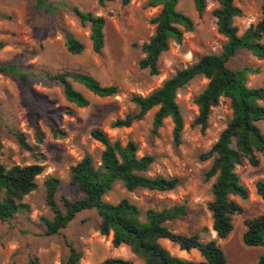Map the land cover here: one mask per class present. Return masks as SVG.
Masks as SVG:
<instances>
[{
    "label": "rangeland",
    "instance_id": "rangeland-1",
    "mask_svg": "<svg viewBox=\"0 0 264 264\" xmlns=\"http://www.w3.org/2000/svg\"><path fill=\"white\" fill-rule=\"evenodd\" d=\"M149 1L132 0L124 5L122 0H112L100 6L97 0H46L47 6L54 8L47 12L36 8V0H0V63L17 64L24 73L23 78L0 73V162L8 167L37 162L31 152L21 148L13 130L24 132L29 143L38 145L47 157L43 163L45 171L37 179L38 188L23 199L29 208L9 220L0 219V264H28L31 259H37L38 264H60L68 258L71 248L82 253L80 264H96L108 257L145 264L127 245L114 246L113 233H100L101 218L94 208L80 211L60 233L45 234L42 217L52 219L54 212L47 203L44 181L49 176L60 178L56 199L61 209H64L63 198L76 200L85 196L72 182L71 168L86 154L96 162L100 161L104 146L92 138L94 128L103 129L112 140L119 139L123 144L135 141L139 145V157L152 155L154 162L143 174L180 179V184L169 191L145 188L129 191L117 182L104 196L106 201L118 203L128 198L143 212L184 204L189 214L168 222V225L177 233H198L203 241L216 240L226 254L227 264H256L264 252V246L250 247L243 241L246 220L264 212V200L256 191V183L264 180V153L260 155L258 166L245 161L236 168L249 196L246 199L233 197L244 209L243 213L233 216V231L221 239L213 230L208 203L213 199L215 178L206 179L212 159L204 160L201 155L217 141L231 120L233 110L230 100L221 98L212 108L205 130L193 125L199 113L195 99L208 84L205 76L195 77L178 91L177 101L184 118L180 143L175 140L174 123L170 118L154 131L157 108L131 127H111L116 118L136 110L132 101L134 95L146 96L204 54L221 52L227 40L218 31L214 15L219 6L217 0H208L202 15L195 9L193 0H180L178 9L193 18L195 29L185 34L182 43L171 42L169 50L160 57V73L151 75L148 69L139 65L145 57L141 46L154 34L155 25L151 20L160 12L161 6L152 7ZM235 3L242 9V14L234 19V23L243 34L262 18L264 0H235ZM74 7L106 19L102 53L93 51L90 26L81 23ZM66 30L85 44L82 53L68 51ZM228 65L233 69L245 66L257 69V73L248 75V85L264 86V59L242 50ZM62 72L91 74L103 85H117L119 92L110 97H99L82 84L73 82V86L90 100L89 106L79 108L65 98L61 84L50 79L51 75ZM67 110H73L74 115H69ZM50 122L63 129L66 135L55 137ZM35 124L45 132L40 144L35 139ZM258 124L264 132V121ZM161 242L177 256L203 259L196 249L187 252L167 239Z\"/></svg>",
    "mask_w": 264,
    "mask_h": 264
},
{
    "label": "trees",
    "instance_id": "trees-1",
    "mask_svg": "<svg viewBox=\"0 0 264 264\" xmlns=\"http://www.w3.org/2000/svg\"><path fill=\"white\" fill-rule=\"evenodd\" d=\"M112 0H97L104 6ZM132 0H122L128 5ZM180 0H150L152 7L161 6L160 12L152 18L155 32L141 49L145 57L139 65L148 69L151 75L160 73L159 60L169 50L172 41L182 43L187 32L195 29L191 16L178 9ZM219 6L214 10L218 31L226 37L221 52L201 56L195 63L178 70L173 76L146 96L134 95L132 101L136 110L124 117L116 118L111 127L114 129L131 127L142 120L152 109L157 108L154 115V131H157L164 120L170 118L174 123V137L181 142L184 129V118L177 101L178 91L192 79L203 75L208 84L195 99L199 113L193 125L202 130L208 127L212 108L217 106L221 98L230 100L233 110L232 118L220 133L212 147L201 155L204 160L212 159L206 172V179L215 178L212 185L213 199L208 209L213 218V230L218 238L225 239L234 229L233 216L243 213V207L234 200V196L248 198L249 191L241 182L236 170L238 165L248 161L253 166L260 164V155L264 153V132L259 126L264 121V86L248 85V75L258 70L250 66L240 69L229 67V62L240 51L248 50L258 59H264V3L262 18L257 24L250 26L243 34L235 25L234 19L242 14V9L235 0H217ZM195 9L202 15L207 8L208 0H193ZM36 8L52 12L54 8L47 6L46 0H36ZM79 20L90 26V40L95 53H102L105 47L106 19L92 12H85L78 7L73 8ZM66 47L72 54H80L85 44L66 30ZM0 73H8L17 77L24 76L22 70L14 63H0ZM50 79L61 84L65 98L79 108L89 106L90 100L74 86L78 82L99 97H110L119 92L117 85H103L93 75L82 72H62L51 75ZM74 115L73 110H67ZM55 137H64L66 132L50 122ZM35 139L42 143L45 132L35 124ZM22 149L33 154L37 162L33 164H14L10 167L0 162V219L9 220L18 212L29 208L23 202L26 195L38 188V177L45 171L46 155L38 145L27 140V135L20 130H13ZM91 136L100 142L104 149L99 162L90 154H86L71 168L72 182L84 193L83 198L70 200L63 198L64 209L59 206L56 196L61 183L57 176H49L44 181L47 191V203L54 212L52 219L42 217L46 235L61 232L85 209H96L101 218L99 231L103 235L113 233V244L116 247L127 245L133 254L145 264H227L224 250L214 239L203 241L198 233L186 235L175 232L168 222L183 218L189 214L184 204H176L162 209L150 208L143 212L139 206L128 198L118 203L104 199L117 182H121L129 191L140 188L157 191H169L180 184L178 177L167 178L162 175L150 177L146 172L154 162L152 155L138 156L139 145L129 140L123 144L121 140H112L101 128H94ZM256 191L264 200V180L256 183ZM247 229L243 241L247 246H264V212L246 220ZM207 230V228H205ZM167 239L179 246L183 251L196 249L202 260H190L173 254L161 242ZM82 253L71 248L70 255L60 264H80ZM28 264H38L31 259ZM96 264H134L130 259L108 257ZM256 264H264V252Z\"/></svg>",
    "mask_w": 264,
    "mask_h": 264
}]
</instances>
